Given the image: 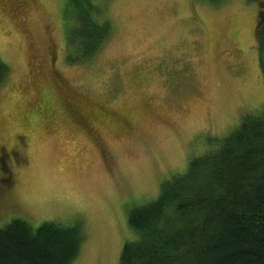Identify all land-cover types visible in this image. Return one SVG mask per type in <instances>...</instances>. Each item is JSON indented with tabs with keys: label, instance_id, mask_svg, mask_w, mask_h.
<instances>
[{
	"label": "rangeland",
	"instance_id": "obj_1",
	"mask_svg": "<svg viewBox=\"0 0 264 264\" xmlns=\"http://www.w3.org/2000/svg\"><path fill=\"white\" fill-rule=\"evenodd\" d=\"M92 1L111 36L73 63L67 0H0V229L80 225L73 264H119L129 212L264 114V41L253 0Z\"/></svg>",
	"mask_w": 264,
	"mask_h": 264
},
{
	"label": "trees",
	"instance_id": "obj_2",
	"mask_svg": "<svg viewBox=\"0 0 264 264\" xmlns=\"http://www.w3.org/2000/svg\"><path fill=\"white\" fill-rule=\"evenodd\" d=\"M220 1V0H213ZM258 30L264 41V0ZM75 22L69 61L93 58L110 38L92 0H67ZM9 67L0 59V82ZM128 223L138 237L119 264H264V114L247 115L220 147L193 159L184 174L162 184L157 199L134 207ZM80 225L16 219L0 229V264H73Z\"/></svg>",
	"mask_w": 264,
	"mask_h": 264
},
{
	"label": "flooded vegetation",
	"instance_id": "obj_3",
	"mask_svg": "<svg viewBox=\"0 0 264 264\" xmlns=\"http://www.w3.org/2000/svg\"><path fill=\"white\" fill-rule=\"evenodd\" d=\"M263 72H264V70H263ZM95 108L97 109L96 112L91 113L89 115V119L87 118V115H81V114L77 115V119L81 120L85 123H88V122H91L90 120L93 118H102V117L108 116V113L104 109L100 108L99 106H95ZM205 134H207V133H205Z\"/></svg>",
	"mask_w": 264,
	"mask_h": 264
}]
</instances>
